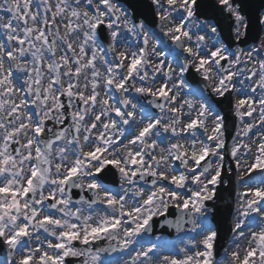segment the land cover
<instances>
[{
  "label": "snow or ice",
  "instance_id": "6c2138e0",
  "mask_svg": "<svg viewBox=\"0 0 264 264\" xmlns=\"http://www.w3.org/2000/svg\"><path fill=\"white\" fill-rule=\"evenodd\" d=\"M0 246L264 264V0H0Z\"/></svg>",
  "mask_w": 264,
  "mask_h": 264
},
{
  "label": "water",
  "instance_id": "95a60500",
  "mask_svg": "<svg viewBox=\"0 0 264 264\" xmlns=\"http://www.w3.org/2000/svg\"><path fill=\"white\" fill-rule=\"evenodd\" d=\"M228 237H229V236H226V239H225L224 241H222V247H221L220 250H219V255H218V257L222 255V252H223L224 248L227 246ZM0 248H3V247L0 246ZM4 249H6V248H4ZM0 256L7 257V250H6V253H5V254H2V255H0ZM218 257H217V258H218Z\"/></svg>",
  "mask_w": 264,
  "mask_h": 264
},
{
  "label": "rangeland",
  "instance_id": "374dc122",
  "mask_svg": "<svg viewBox=\"0 0 264 264\" xmlns=\"http://www.w3.org/2000/svg\"><path fill=\"white\" fill-rule=\"evenodd\" d=\"M242 246H243V244H242ZM230 248H231V241H230V244L228 245L227 249H230ZM223 255L225 256V251H224ZM224 256L221 259H223ZM221 259H219V260H221ZM2 261H5V259H0V262H2Z\"/></svg>",
  "mask_w": 264,
  "mask_h": 264
}]
</instances>
